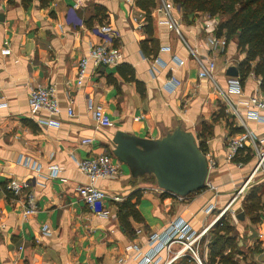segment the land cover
<instances>
[{
	"label": "crops",
	"instance_id": "0c3cea01",
	"mask_svg": "<svg viewBox=\"0 0 264 264\" xmlns=\"http://www.w3.org/2000/svg\"><path fill=\"white\" fill-rule=\"evenodd\" d=\"M171 2L180 32L163 22L167 17L160 0L151 9L150 26L137 0H53L45 7L39 0L26 7L22 0H0V264H139L136 256L150 250V235L179 219L197 232L208 229L195 244L200 261L191 254L177 255L183 245L175 243L160 253L158 264H216L210 256L211 230L223 216L233 227L236 263L264 264V180L255 171L257 150L246 139L245 149L229 159L228 146L249 131L256 142L264 136L262 124L248 118L242 104L264 94L261 78L253 72L241 78L239 66L246 55L235 39L217 35V16H185ZM102 26L112 27V45L122 59L112 66L90 63L78 84L79 62L104 40ZM211 34L226 43L211 45ZM210 62L213 77H201ZM234 71L238 74H230ZM172 77L180 84L170 85ZM233 78L240 81L238 93L230 90ZM37 85L56 86L61 113L31 111L29 92ZM99 107L110 125L95 121L93 111ZM51 120L59 125L47 123ZM177 129L192 132L204 144L212 166L207 185L183 198L161 188L153 176H133L115 156L113 143L118 131L160 139ZM105 150L121 165L122 176L97 181L108 198L92 207L78 193L89 183L78 160ZM25 159L42 171L24 164ZM53 165L61 168L58 177L50 175ZM11 180L28 186L15 195L5 187ZM253 190L261 202L252 212L244 203ZM30 192L38 209L25 217ZM132 195L133 202L140 199L143 219L131 217L132 228L125 229L118 206ZM114 196L122 200L114 201ZM103 209L108 216L101 215Z\"/></svg>",
	"mask_w": 264,
	"mask_h": 264
},
{
	"label": "built area",
	"instance_id": "2783aa9c",
	"mask_svg": "<svg viewBox=\"0 0 264 264\" xmlns=\"http://www.w3.org/2000/svg\"><path fill=\"white\" fill-rule=\"evenodd\" d=\"M161 9L165 12L166 19L163 20L164 23L170 25L177 32H180V22L173 18L172 16V7L173 4L171 0H160ZM99 33L104 35V40L98 44L92 45L88 53L82 57L79 62L78 67V76L77 83L82 84L84 78L87 75V69L90 63H94L96 66H112L116 65L122 59V52L118 47L112 45L114 31L110 26H102L99 29ZM209 43L211 45L226 43L225 39L218 37L216 34H211L209 37ZM213 68L214 63L210 62L208 67H204L200 72L201 77H213ZM180 84V81L175 77H172L170 80V85L177 86ZM230 90L233 92H240V81L238 78H233L229 80ZM224 94V93H223ZM226 101L229 103L227 95L224 94ZM29 102L32 112H37L40 110H45L52 115L61 113V106L57 96V88L55 85H37L30 89L29 92ZM246 108V115L250 119H254L262 124L264 130V94H258L251 96L248 101L242 103ZM233 108V104H230ZM234 113L237 114L239 118L241 115L239 111L234 110ZM68 114L73 116L74 111L72 108L68 109ZM93 117L98 125H110L112 123L110 117L105 114L102 108H97L93 111ZM51 125H59V122L56 120H51L47 122ZM250 139L254 142L255 148L258 154V164L255 171L259 169L264 180V136L260 138V141L256 142L257 136L252 132H248L242 137H234L229 141V159H234L238 155L239 150L245 149V141ZM91 139L86 140L90 142ZM209 160V159H208ZM210 163V160H209ZM24 164L27 166L31 165L37 171H42V167L37 163H29L26 159ZM79 169L87 176L89 183L81 185L78 188V193L80 198L87 204L92 207H95L98 203L105 201L108 196L106 193L97 187L96 183L100 179H115L122 176L121 165L116 162L113 158V155L107 150L96 155L95 157H88L78 160ZM209 167H212L209 164ZM50 175L52 177H58L61 168L53 165L50 168ZM255 171L252 175L255 174ZM28 184L24 181L11 180L6 184V189L9 192H12L15 195L21 194L23 189L27 187ZM245 185L238 191V196L244 190ZM158 190V189H157ZM183 198L182 196H180ZM114 201H121L122 197L114 196L111 197ZM237 197L234 198V200ZM26 207L24 210V216H30L37 212L36 199L33 193H28L26 198ZM214 209V206L211 205L208 207V210L211 211ZM101 215L108 216L109 210L103 209ZM225 213L223 210L220 213V216ZM208 229H205L202 232H197L189 223L185 220H177L173 222L165 231L162 233H153L149 238V247L150 250L142 255L141 252H138L136 259L139 264H147L150 261L152 263L158 264L161 261L159 257L160 253L168 249L170 250L175 243L182 244V249L177 253V255L191 254L199 260L198 252L195 249V244L201 239V237L207 232ZM46 232L48 228L45 227ZM136 247V246H135ZM177 257V256H176ZM200 261V260H199ZM96 264V263H91Z\"/></svg>",
	"mask_w": 264,
	"mask_h": 264
},
{
	"label": "trees",
	"instance_id": "16d2710c",
	"mask_svg": "<svg viewBox=\"0 0 264 264\" xmlns=\"http://www.w3.org/2000/svg\"><path fill=\"white\" fill-rule=\"evenodd\" d=\"M35 0H22L26 7ZM53 0H39L40 6L45 7ZM181 9L183 15L191 13H207L211 17L219 16L217 35L225 36L227 41L235 39L238 49L245 53L246 57L241 62L239 73L241 78H246L253 72L261 78V89L264 93V0H173ZM137 4L146 11L149 26L152 23L150 12L156 6V0H137ZM223 110V109H222ZM205 152V146L200 144ZM132 195L118 206V216L125 229H131L130 218L142 220L137 204L133 202ZM261 194L253 190L245 200V209L254 211L261 202ZM233 227L227 216L217 221L211 230L212 240L210 243L211 262L216 264H237L233 259L234 239L231 237ZM232 251L225 254L228 248ZM219 258V260H218Z\"/></svg>",
	"mask_w": 264,
	"mask_h": 264
},
{
	"label": "water",
	"instance_id": "95a60500",
	"mask_svg": "<svg viewBox=\"0 0 264 264\" xmlns=\"http://www.w3.org/2000/svg\"><path fill=\"white\" fill-rule=\"evenodd\" d=\"M113 143L115 156L130 167L133 176H153L166 191L186 196L207 185L209 160L190 131L177 129L160 139L118 131Z\"/></svg>",
	"mask_w": 264,
	"mask_h": 264
},
{
	"label": "rangeland",
	"instance_id": "374dc122",
	"mask_svg": "<svg viewBox=\"0 0 264 264\" xmlns=\"http://www.w3.org/2000/svg\"><path fill=\"white\" fill-rule=\"evenodd\" d=\"M217 18H219V19H220V17H219V16H217Z\"/></svg>",
	"mask_w": 264,
	"mask_h": 264
}]
</instances>
